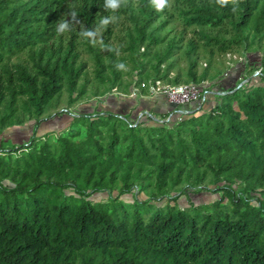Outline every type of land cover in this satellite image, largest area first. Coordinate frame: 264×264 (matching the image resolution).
<instances>
[{
	"label": "trees",
	"instance_id": "trees-1",
	"mask_svg": "<svg viewBox=\"0 0 264 264\" xmlns=\"http://www.w3.org/2000/svg\"><path fill=\"white\" fill-rule=\"evenodd\" d=\"M232 9L215 0H169L161 12L150 0H128L116 12L104 0H0V134L34 121L28 143L0 144V264H264V79L228 83L210 109L175 120L98 110L38 135L65 90L70 106L86 92L79 44L108 90L150 79L201 84L211 62L199 72L200 51L212 57L264 39V0ZM105 16L131 21L126 55L108 45L116 21L104 29L105 56L80 36ZM61 19L70 23L66 43L56 32ZM176 19L184 29L169 37ZM24 52L26 60L12 59ZM179 57L188 67L171 77ZM189 188L220 197L196 204ZM102 192L106 198L90 197Z\"/></svg>",
	"mask_w": 264,
	"mask_h": 264
},
{
	"label": "rangeland",
	"instance_id": "rangeland-1",
	"mask_svg": "<svg viewBox=\"0 0 264 264\" xmlns=\"http://www.w3.org/2000/svg\"><path fill=\"white\" fill-rule=\"evenodd\" d=\"M115 21L116 22L112 25L113 35L110 38L108 45L112 48L117 49V54L119 56L126 55V52L122 51L121 49L122 46L126 45L128 32L130 31L132 23L128 18L124 16L117 18ZM74 26H77V23H75ZM168 27H172L168 34L169 37L174 36L175 33L182 32L184 29L182 22L177 19L171 22ZM75 28L76 30H78L77 27ZM166 30H168V28ZM59 35H56L52 41H60ZM105 35V30L101 29V32L97 37L98 42L96 45H94L95 52L100 53L103 56H105L107 53V48L103 46ZM192 35L193 31L191 29H186L184 40L187 41L190 37H192ZM62 37V40L64 41V43H66V41L69 39V34L67 32H64L62 34ZM101 40L102 43L100 42ZM77 41H81V38L78 37ZM79 47L80 49L82 48L81 59L87 62V78L89 79V81L87 82L86 92L84 95L77 98L70 106L68 104V92L65 90L63 95L61 96V99H59L58 104L55 107H51L50 109H48V114L46 116H49L51 114L52 115L47 118L38 128V135H42L49 131L58 132L61 129H64L69 125L73 113H93L97 112L98 110H109L112 112L122 113V115L124 116H129V120H134L137 119L140 113L145 110L152 111V113L156 112L161 116L162 112H166L167 109H174V104L168 102L166 103V101H163L165 105L160 106V108L156 106L157 102L162 100V98H160L163 97L162 95L153 97L148 93H133V89L136 85L135 82H132L133 84L129 86V91H125L121 88H113L110 90L105 89V85L98 84L95 79L93 71L95 61L93 59V55L85 50V47L83 45L79 44ZM141 51L143 52L144 48H141ZM12 59L14 61L26 60L27 54L25 52L20 53L14 56ZM209 61L211 62V65L208 67L209 77L205 81V83L218 84L221 86L222 82L224 81L225 82L223 84L227 85V81L233 84L235 81H239L241 77H243V75L253 73L259 66L264 64V39L261 43L252 44L248 48L244 46H238L232 50H228L225 52L215 51L212 57L209 52L200 51L198 56V71L202 72L204 69H206ZM174 63L175 65L170 71L171 77H174L179 71H185L184 69H187L188 67V60L184 57H179L177 60H175ZM166 65L167 63L163 64V66ZM131 67L132 65L130 63L126 65L127 70H129ZM134 74L135 72L130 75H125V81H131V77H133ZM253 78V82L261 80L258 76ZM84 79L85 78L81 79L80 81L83 82ZM134 79H137V75L134 76ZM213 98L214 100L204 105V110L210 109V106H213V104H215V102L213 101L219 99L218 97ZM142 117L145 118V116ZM173 119L175 120V118ZM33 123L34 121L30 120L26 121L23 124H15L11 127L6 128L0 134V144H4L6 146H15L28 143L32 137ZM210 187L213 188L214 186ZM116 193L117 191L113 192V194ZM107 195V192H102L94 193L90 197L95 200H100L102 198H106ZM171 195L177 197L179 196L178 201L182 206L188 205L186 195L174 191ZM144 197H146L145 194ZM189 197L192 198V200L195 201L196 204H210L220 197V193L214 192L212 190L196 191L193 188H189ZM122 198L132 201V194L127 193L123 195ZM253 200L255 201V199ZM160 203H163V201H161Z\"/></svg>",
	"mask_w": 264,
	"mask_h": 264
},
{
	"label": "built area",
	"instance_id": "built-area-1",
	"mask_svg": "<svg viewBox=\"0 0 264 264\" xmlns=\"http://www.w3.org/2000/svg\"><path fill=\"white\" fill-rule=\"evenodd\" d=\"M253 74V75H252ZM258 76L261 80L264 79V69L262 66H259L249 77H241L239 81H235L233 84H237L236 88L243 86L244 84L250 82L254 79L253 77ZM224 82H222L223 84ZM218 85L210 83H195V82H180V83H170L162 79L148 80L141 82L139 85H135L133 89L134 92H141V94H150L155 97L162 95L166 102L173 103L174 109L169 108L166 110L167 116L165 120L170 118H182L184 115L189 114L194 111L203 110L204 105L212 100L213 97H218L225 94L229 85ZM141 88H145L146 93L141 91ZM217 100L213 101L216 103ZM214 105V104H213ZM211 107V106H210ZM124 118L123 115H120ZM142 116H151L155 117L151 111L145 110L142 111L135 121H138ZM133 120V121H134Z\"/></svg>",
	"mask_w": 264,
	"mask_h": 264
},
{
	"label": "clouds",
	"instance_id": "clouds-1",
	"mask_svg": "<svg viewBox=\"0 0 264 264\" xmlns=\"http://www.w3.org/2000/svg\"><path fill=\"white\" fill-rule=\"evenodd\" d=\"M128 0H104V9L106 11L110 10L111 12H116L121 8V6H126ZM240 0H215V4L221 8H225L230 4L233 6V11H236L239 7ZM150 5L157 11L161 12L166 7H169V0H150ZM69 15L71 16V21L79 22L77 19V13L75 11H70ZM116 20L115 16H105L99 20L98 26L96 29H82L80 31V36L88 40L91 44H97V37L99 36L101 29H105L108 24ZM56 32L57 34H63L66 31H70L69 20L61 19L57 24ZM102 43V40L100 41ZM118 70L126 71V65L124 63H118L116 65Z\"/></svg>",
	"mask_w": 264,
	"mask_h": 264
},
{
	"label": "crops",
	"instance_id": "crops-1",
	"mask_svg": "<svg viewBox=\"0 0 264 264\" xmlns=\"http://www.w3.org/2000/svg\"><path fill=\"white\" fill-rule=\"evenodd\" d=\"M226 83L228 84L229 82L226 81ZM160 98H162V100L158 101L157 104H156V106H157L158 108H160V106L165 105L163 101H166V100H164L163 97H160ZM157 100H158V99H157ZM166 103H167V102H166Z\"/></svg>",
	"mask_w": 264,
	"mask_h": 264
}]
</instances>
